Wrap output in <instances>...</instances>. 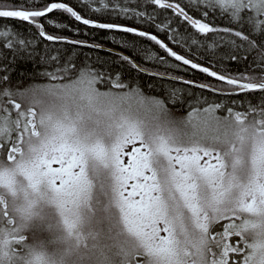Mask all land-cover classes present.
<instances>
[{
  "label": "snow or ice",
  "instance_id": "snow-or-ice-1",
  "mask_svg": "<svg viewBox=\"0 0 264 264\" xmlns=\"http://www.w3.org/2000/svg\"><path fill=\"white\" fill-rule=\"evenodd\" d=\"M55 12L148 43L50 33ZM0 21L28 25L0 27V264H264V0H12Z\"/></svg>",
  "mask_w": 264,
  "mask_h": 264
},
{
  "label": "trees",
  "instance_id": "trees-1",
  "mask_svg": "<svg viewBox=\"0 0 264 264\" xmlns=\"http://www.w3.org/2000/svg\"><path fill=\"white\" fill-rule=\"evenodd\" d=\"M10 2H12V0H0V4L10 3ZM16 2H19V0H16ZM45 2H49V0H45ZM63 2L72 4V5L76 4V0H63ZM49 18L56 19L62 23L69 25V28H67V29H55L53 27L46 25L47 30L50 33L60 32L63 35H66L70 38L86 39L89 42H92L93 37H94L97 42L103 44L104 49H113L114 51H117V52L124 51V54H126V55H130L132 53V49H121L119 45L113 43L112 37H114L116 40H120L121 38H123V39L128 40L130 43L133 41H136L138 47L145 46L148 43V42H144L143 44H141L140 38L133 37V36H131V34H117V33L105 32V31H101V30L89 29L86 26L78 24L77 22L71 20L70 18H68L67 16H65L64 14L59 13V12L49 14ZM119 22L129 23V26H135L134 22H127V21H119ZM4 24H13V25H15V27L22 28L25 31L28 28V25H26V24L22 25V24H19L18 22H15V21H0V27H2ZM75 28L80 29V35L79 36L74 35V33L70 30V29H75ZM85 32L88 33L87 36L84 35ZM43 46H44V44L42 42L41 47H43ZM57 47L65 48L67 50L68 55H71L73 53V51H75L76 55L79 56L81 59L84 58L85 54L91 55L93 60L95 59V56L97 54H99L101 57L107 58V52H105V51H100V52L96 53V52H93L91 49H88V48L74 50L70 46H66V45L65 46L57 45ZM176 50L179 51V49H176ZM161 54H163V53H161ZM113 59H115V57H113ZM232 67L235 68L236 66L233 65ZM30 68H31V64L21 65L20 71H25L26 69H30ZM240 70L243 71V65L240 66ZM174 74H176V73H174ZM179 74L184 75L183 72H181ZM187 78L204 80L205 76L203 73L190 72L188 74ZM140 79L144 80L145 82L148 81V77H145V76H141Z\"/></svg>",
  "mask_w": 264,
  "mask_h": 264
}]
</instances>
